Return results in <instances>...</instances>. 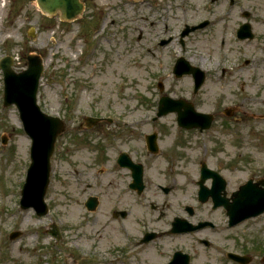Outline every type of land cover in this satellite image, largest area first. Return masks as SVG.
<instances>
[{
  "label": "flooded vegetation",
  "instance_id": "flooded-vegetation-1",
  "mask_svg": "<svg viewBox=\"0 0 264 264\" xmlns=\"http://www.w3.org/2000/svg\"><path fill=\"white\" fill-rule=\"evenodd\" d=\"M127 1L84 0L91 12L88 18L95 24L99 19L105 20L104 26L117 46L134 34L126 26ZM141 1L152 2L154 21L145 20L143 29L148 30L138 29L135 40L154 39L150 41L154 42V60L170 59L171 74L180 58L200 66L199 60L211 58L218 52V46L264 44V4H256L254 0ZM246 23L250 24L252 39L246 38L249 34ZM257 24L262 25V31ZM204 44H210L206 51L202 50ZM169 45L173 49L166 48ZM240 69L244 67L234 71L220 67L211 77L221 81ZM171 76L177 82L188 81L195 98L200 94L201 89L193 91L194 76ZM195 98L191 100L193 107L201 111ZM187 100L190 101L186 98L182 104L189 105ZM238 107L231 108L230 114L238 113ZM223 111L211 110L208 129L193 125L184 130L198 134L212 129L222 132L239 122L250 125L258 140L264 139L263 131L255 132L261 131L264 122L251 127L254 120H264V117L226 116ZM126 119L131 120L130 126ZM161 119L123 116L112 121L109 117L103 118L97 126L112 128L106 132L108 158H86L90 163L83 164L84 159L75 155L77 145H73L65 159L76 161L75 167L81 170H74V181L62 184L59 195L78 207L79 216L66 228L58 226L57 239L64 241L63 231L73 237L67 241L72 242L67 247L71 264H264V213L235 221L226 208L233 203L232 193L246 182L231 181L238 170L233 161L241 156L240 151L254 146L243 142L239 147L234 144L232 148L192 150L193 154L188 150L162 154L163 138L167 134L165 126L158 122ZM174 121L177 124L176 117ZM151 133L156 134V150L149 149L146 142L145 136ZM64 134L57 140L60 161L64 159L60 154L66 141ZM203 164L217 175L206 173L202 178ZM139 166L141 180L137 181L134 176H138ZM250 179L251 184L264 189L260 183L264 174L252 175ZM90 199L96 203L93 212Z\"/></svg>",
  "mask_w": 264,
  "mask_h": 264
},
{
  "label": "rangeland",
  "instance_id": "rangeland-1",
  "mask_svg": "<svg viewBox=\"0 0 264 264\" xmlns=\"http://www.w3.org/2000/svg\"><path fill=\"white\" fill-rule=\"evenodd\" d=\"M125 12L126 20H129L126 26L132 28L134 34L129 35L125 41L121 40L119 47L113 41L107 43L98 34L94 40H98L101 48H97L87 58L89 47L84 42V37L86 41L92 39L91 17L88 18L91 12L88 7L81 18L62 22L58 16L49 17L40 12L35 0H0V58L10 55L14 61V70L19 71L25 67L23 56L31 50L37 53L40 50L45 69L40 80L37 102L44 112L65 117L67 133L79 127L82 118L90 114L117 116L126 109L127 116L143 113H149L145 116L152 115L139 103L155 101L159 96L154 85L157 76L165 84L164 94H176L194 101L195 96H189V82L184 79L177 82L168 75L170 60H154L144 50L149 48L154 52V42H150L154 39L135 40L138 29L142 28L143 32L148 30L143 29L145 20L154 21L152 4L136 3L133 7L128 0ZM93 17L96 21V14ZM89 23L86 31L84 27ZM104 23L105 20L102 21L103 34L109 37ZM33 27L37 32L35 40H31L29 36ZM150 32L153 38L154 27ZM82 33L84 37H81ZM209 45H202V50L206 51ZM90 48L93 49L92 46ZM103 48L110 49L105 50L106 53L110 52V56L102 55ZM166 48L173 49L170 45ZM228 48L230 54L223 60L219 59V67L234 71L244 58H249L251 65L243 71L233 72V77L226 76L220 84L208 82L195 100L204 110H211L215 105L223 107L238 103L241 116L244 113L246 117L251 113L256 116L264 115V45H231ZM217 62L214 52L211 58H205L201 63L206 70ZM250 78L253 80V87L240 90L242 80ZM228 79L232 81L230 84L227 83ZM2 98L3 80L0 70V264H69L67 247L70 248L72 242L67 241L73 238L69 236L70 232L63 231L64 241L57 242L48 231L54 224L59 226L61 223L65 226L66 222H73L78 217V207L59 195V188L63 183L74 181L72 171L76 161L71 162L69 159V162H63L57 159L60 157L55 156V153L52 156L50 184L45 194V202L49 208L47 215L38 217L31 208L20 209L19 193L29 164L30 140L22 129L17 109L14 106L3 107ZM94 108L95 110H90ZM174 117L175 114H168L160 121V126L167 128L166 148L170 144L174 147L178 140V134H175L178 129L172 122ZM236 127L240 135L247 134V127ZM102 130L105 132V128ZM80 132L83 133L77 132L74 135L76 140L69 134L64 136L63 140L66 141L60 154L65 155V158L66 154H71L74 144L80 147L76 156L86 159L93 154L95 140L91 137V132ZM190 136L189 143L193 146L204 140V135L198 137L192 133ZM242 136L247 138L246 135ZM2 139L6 140L5 144L1 143ZM214 139L215 143L220 141L218 145L221 144L222 147H231L230 140L233 137L223 134V137L217 136ZM101 150L98 147L95 153ZM240 152L256 155L255 164L257 161L259 164L264 163V146L260 150L248 148ZM262 222L264 223V215ZM13 230H19L21 235L9 239V233Z\"/></svg>",
  "mask_w": 264,
  "mask_h": 264
},
{
  "label": "water",
  "instance_id": "water-1",
  "mask_svg": "<svg viewBox=\"0 0 264 264\" xmlns=\"http://www.w3.org/2000/svg\"><path fill=\"white\" fill-rule=\"evenodd\" d=\"M40 9L53 14L60 12L61 18H76L82 11L79 0H36ZM28 65L26 70L14 72L11 68V58L4 57L0 60V68L4 77L3 105L15 104L20 113V119L27 135L31 138L30 148L31 164L27 171L25 183L21 191L20 207H32L37 215L47 213L44 194L48 185L49 162L52 155L54 142L61 130V123L55 117L48 116L40 111L36 104L38 79L42 71L39 56L28 55L25 57ZM170 108H160L158 115L167 112ZM240 210L237 213L250 215L249 212L258 208L255 214L264 210V196L250 200L241 199ZM17 232L10 236L16 237Z\"/></svg>",
  "mask_w": 264,
  "mask_h": 264
}]
</instances>
